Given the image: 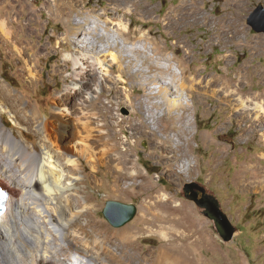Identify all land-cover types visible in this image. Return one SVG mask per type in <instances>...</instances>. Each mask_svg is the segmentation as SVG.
<instances>
[{"label": "rangeland", "instance_id": "374dc122", "mask_svg": "<svg viewBox=\"0 0 264 264\" xmlns=\"http://www.w3.org/2000/svg\"><path fill=\"white\" fill-rule=\"evenodd\" d=\"M73 1L76 7L69 11L68 25L64 22L66 17L50 16L45 0H0V22L6 21L7 28L13 32L9 40L0 29V82L20 98V106L25 107L28 113L38 114L37 120L41 124L51 115V97L63 93L67 85L75 82L68 75L72 71V63L64 61L65 54L72 51L73 46L63 42L58 44V41H62L72 22L83 21L84 17L77 14L76 9H80L82 2H88L82 10L91 22L105 24L104 19L98 20L97 17L112 9L114 4L112 0ZM192 1L198 8L200 19L185 16L190 0H144V4L152 8L149 16L125 14L122 17L112 13L110 19L126 23L132 40L146 35V41H151L160 54L165 52L173 57V69L179 72V64L187 77L200 71L202 75L222 76L236 82L239 74L245 72L246 80L239 92L254 93L251 94L253 99L249 98L254 111H251L250 122H246L241 116L240 100H245L243 94H231L226 99L222 92L205 85V88L194 86L191 114L187 116L190 121L187 132L189 144L180 146V150L175 152V160L170 159V151L166 152L156 142L163 139L161 135L173 133L171 119L162 118L157 129V125L143 118L147 121L141 123L143 134L134 129L135 124L142 120L137 109L143 99V90L138 84L125 77L126 84L114 87L111 92L103 91L101 100L96 102L103 104L102 114L108 123L109 135L119 151L124 150L130 161L128 167H136L139 177L125 180L118 191L119 185L112 181L115 174L110 166L103 163L95 166L91 161L80 158L77 170L70 172L72 178L78 179L73 180L74 187L68 197L73 203L70 213L74 215L68 234L78 238L88 235L92 240L100 231L112 238L106 245L114 251L117 242L114 238L127 229L135 230L133 248L125 249L121 263L114 261L109 264H149L150 261L155 262L163 250L181 257L182 264H264V33L254 32L247 23L259 5L264 9V0ZM228 22L232 27L226 26ZM228 28H231L228 38L219 41L220 30ZM119 40L124 47H131L135 42ZM15 46L25 47L27 55L19 54ZM28 56L38 73V80L33 84L29 83L25 70ZM155 85L158 88L159 85L166 86L164 89L177 93L175 86L168 87L159 82L151 86ZM158 88L149 89L157 92ZM100 91L93 83L88 96L95 97ZM178 99L167 96L166 102H185L184 97ZM1 119L7 128H12L15 135L26 141L27 146L39 149L42 132L35 125L18 126L7 112ZM168 143L174 148L172 141ZM69 146L70 143L54 142L57 150ZM93 151L95 156H101V147L93 145ZM191 181L212 191L236 226L237 232L229 243H224L213 223L198 212L194 203L182 196L183 185ZM21 200L24 203L26 197H21ZM107 200L134 204L137 208L134 218L120 228L111 227L101 214ZM29 210L34 214L33 222L40 221L31 206ZM74 222L85 225L84 233L73 226ZM159 223L171 225L182 236H188L173 235L174 239L169 240L160 237L155 226L154 230L146 231ZM42 226L44 236H48L51 242L46 255L71 262L66 242L53 231L52 225L43 223ZM20 242L23 243L22 240ZM27 248L32 252L37 249L34 244ZM20 255L29 264V255L26 252ZM72 260L81 262L78 257ZM82 263L86 264L83 260Z\"/></svg>", "mask_w": 264, "mask_h": 264}, {"label": "bare ground", "instance_id": "6f19581e", "mask_svg": "<svg viewBox=\"0 0 264 264\" xmlns=\"http://www.w3.org/2000/svg\"><path fill=\"white\" fill-rule=\"evenodd\" d=\"M112 1L114 2L112 9L97 17L98 20L104 19L105 24L92 23L88 14L82 10L88 2H82L80 9H76V12L84 17L83 21L70 22L71 26L67 27L64 38L58 41V44L63 42L73 46L72 51L69 50L65 54L64 61L72 63V71L68 75L75 82L67 85L63 93L54 94L51 97V115L43 124L38 123L37 113H28L25 107L20 106L22 105L20 98L11 94L9 89L0 82V185L4 184L3 186L11 195L8 211L0 219V244H3L2 247L0 246V264H26L20 255L21 252L29 255V264H83L82 260L86 264H109L114 261L121 263L122 256L126 254L125 249L129 246L133 248L132 241L136 237V231L132 229L122 231L117 238H114L117 241L114 251H110V246L106 245V242H111L112 238L100 231H98V237L92 240L88 235L78 238L68 234L74 217L70 213L73 203L68 197L74 187L73 180L78 179V177L72 178L70 172L77 170L80 158L91 161L95 166L102 163L110 166L115 174L112 181H117L119 185L116 188L118 191L124 186L122 182L139 177V171L134 169L136 167H128L130 161L125 157L124 150L120 152L109 135L108 123L102 114L103 104L96 102L101 100L104 90L111 92L114 87L118 88L119 85L126 84L127 78L131 79L133 84H138L143 90V99L139 102L140 108L137 109L142 120L139 124H135L134 129L143 134L142 122L143 120L147 122L143 118H148V122L157 125V129L160 127L162 118L171 119L173 124L170 128L173 133L161 135L163 139L156 140L166 152L170 151V159L176 158L175 152L180 150V146L187 147L189 144L187 132L190 121L187 116L191 114L190 102L193 101L191 92L194 86L195 88L206 86L214 91L222 92L226 99L231 94H243L245 100L240 97L243 108L241 116L246 122H250V114L254 109L249 98L252 100L254 95L251 94L254 93L239 92L246 80L245 72L239 74L236 82L224 79L222 76L202 75L200 71L192 77H187L179 64H177L179 72H176L171 62L173 57L165 52L160 54L151 41H146L148 40L146 35H140L138 39L132 40L128 35L126 23L122 20L113 22L114 20L110 19L112 13L121 14L122 17L125 14L149 16L152 8L146 6L144 0ZM193 2L190 0V3L186 5L185 16L192 15L195 17L194 20L197 17L200 19L198 8ZM45 5L51 17H66L64 22L69 25V11L72 7H76L73 0H45ZM226 26L232 27L231 22H228ZM0 29L9 40L13 37V32L7 28L6 21L0 22ZM224 29L220 30L219 41L228 38V31L231 28ZM224 35L226 37H221ZM118 38L123 42H135L131 43V47H124ZM15 50H18L21 55H27L23 46L19 48L15 46ZM25 65L29 76L28 81L33 84L38 80V73L36 66L30 63L29 56L25 60ZM66 68L67 64L64 69ZM156 82L168 87L175 86L177 93L164 89L167 88L166 86L159 85V88L158 85L151 86ZM93 83L101 89L95 97L88 96ZM109 83L113 86L109 87ZM152 87L158 88L157 92L149 89ZM129 94H131L130 91ZM167 96L176 97L177 100L184 97L185 102L167 103ZM256 98L255 96L254 99ZM4 112L10 114L11 120L16 125L23 127L35 125L42 132L39 149L27 146L23 138H19L12 128L4 125L1 119ZM171 141L174 143V148L168 143ZM54 142L70 143V146L57 150ZM93 145L101 147V156H95ZM62 161L64 163H61ZM20 183L22 185H19ZM21 197H26L24 203ZM28 205L33 208L41 222L39 220L33 222L35 217ZM43 223L52 225L53 231L66 242L71 262H66L60 257L47 256L46 250L51 242L49 243L48 236L43 234ZM73 226L84 233L85 225L74 222ZM154 226L162 238L170 240L173 235L182 236L171 225L161 223L153 224L149 229L146 227V231L154 230ZM186 236L188 235L182 237ZM21 240L23 243L20 242ZM29 244H34L37 249L33 252L29 251L27 248ZM102 255L106 257L103 258ZM76 257L80 258L81 262L75 263L72 260ZM182 260L181 257L172 256L163 250L158 253L156 261H150L149 264H182Z\"/></svg>", "mask_w": 264, "mask_h": 264}, {"label": "water", "instance_id": "95a60500", "mask_svg": "<svg viewBox=\"0 0 264 264\" xmlns=\"http://www.w3.org/2000/svg\"><path fill=\"white\" fill-rule=\"evenodd\" d=\"M264 9L261 5L247 19L248 25L256 32L264 33ZM201 196L198 197V193ZM182 196L194 203L198 212L208 218L224 243H229L237 232V228L223 210L221 203L212 191H209L201 183L191 181L182 187ZM137 212L134 204L117 200H107L101 211L104 219L113 228H120L130 222Z\"/></svg>", "mask_w": 264, "mask_h": 264}, {"label": "flooded vegetation", "instance_id": "af4514ba", "mask_svg": "<svg viewBox=\"0 0 264 264\" xmlns=\"http://www.w3.org/2000/svg\"><path fill=\"white\" fill-rule=\"evenodd\" d=\"M200 196H201V193L199 192V193H198V197H200Z\"/></svg>", "mask_w": 264, "mask_h": 264}, {"label": "clouds", "instance_id": "9594fccd", "mask_svg": "<svg viewBox=\"0 0 264 264\" xmlns=\"http://www.w3.org/2000/svg\"><path fill=\"white\" fill-rule=\"evenodd\" d=\"M0 186H2V187H4L3 185H0ZM5 188V187H4ZM6 189V188H5Z\"/></svg>", "mask_w": 264, "mask_h": 264}]
</instances>
